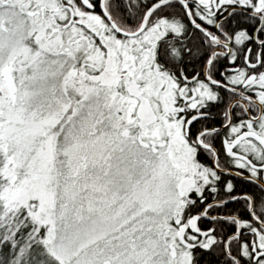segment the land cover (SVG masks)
Wrapping results in <instances>:
<instances>
[{
    "label": "snow or ice",
    "instance_id": "obj_1",
    "mask_svg": "<svg viewBox=\"0 0 264 264\" xmlns=\"http://www.w3.org/2000/svg\"><path fill=\"white\" fill-rule=\"evenodd\" d=\"M0 264H264V0H0Z\"/></svg>",
    "mask_w": 264,
    "mask_h": 264
}]
</instances>
